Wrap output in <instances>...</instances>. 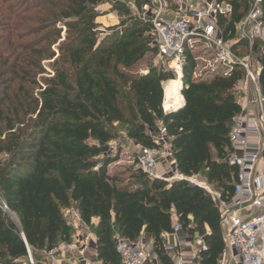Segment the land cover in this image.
I'll return each mask as SVG.
<instances>
[{
    "label": "trees",
    "instance_id": "obj_1",
    "mask_svg": "<svg viewBox=\"0 0 264 264\" xmlns=\"http://www.w3.org/2000/svg\"><path fill=\"white\" fill-rule=\"evenodd\" d=\"M133 1L137 9L150 2ZM214 1L231 6L217 26L238 53L248 46L235 27L249 0ZM102 2L0 0L6 32L0 38V196L9 210L0 209V264H30V255L34 264H46L44 252L72 241L74 228L64 216L71 208L92 231L102 264H123L115 237L151 241L161 264H173L164 235L174 217L203 238L199 264H219L224 239L216 200L185 179H149L139 168L124 179L109 169L118 160L109 144L123 132L158 149L164 129L176 172L198 175L222 198L230 196L238 170L226 161L233 151L228 134L241 112L235 86L244 72L235 67L194 76L198 57L187 50L184 104L165 111L164 88L175 73L166 64L137 70L147 54L157 53L150 24L129 17L98 39L95 8ZM262 7L264 19V0ZM63 28L55 57L52 46ZM255 52L264 100V42H254ZM53 58L48 71L42 61Z\"/></svg>",
    "mask_w": 264,
    "mask_h": 264
},
{
    "label": "built area",
    "instance_id": "obj_2",
    "mask_svg": "<svg viewBox=\"0 0 264 264\" xmlns=\"http://www.w3.org/2000/svg\"><path fill=\"white\" fill-rule=\"evenodd\" d=\"M142 11L140 19L150 24V44L157 47L156 56L165 59L164 64L175 73L176 79L181 77L186 51H192L195 42H202L212 52L214 64L211 73L216 70L228 73L235 67L244 72L235 86V91L240 94L241 112L232 118L228 134L233 151L226 161L238 170L232 194L222 198L198 175L184 177L177 174L174 179L184 178L216 200L224 230V247L219 264H264V100L258 82L259 58L256 63L252 61L254 42H264L262 0H249L247 14L235 27L237 37L248 43L249 54L244 57L231 49V44L222 38L217 26L219 15L228 16L231 13L228 3L214 0H150ZM164 110L167 111L165 107ZM156 143L160 145L158 149L135 144L136 164L149 179L167 181L159 170L161 159L170 156L164 129L156 137ZM0 209L9 213L1 196ZM76 218L80 221L78 215ZM167 236L175 239L173 244H164V250L172 255L175 264H184L182 251L185 249L191 252L192 264H199V255L207 247L198 233L184 231L174 217L171 232L164 235ZM73 239L78 241L79 237ZM66 248L69 249L70 244ZM115 248L123 264H158L151 241L139 238L131 242L115 237ZM57 254L58 248L44 252L46 264H55ZM29 261L34 264L31 255Z\"/></svg>",
    "mask_w": 264,
    "mask_h": 264
},
{
    "label": "rangeland",
    "instance_id": "obj_3",
    "mask_svg": "<svg viewBox=\"0 0 264 264\" xmlns=\"http://www.w3.org/2000/svg\"><path fill=\"white\" fill-rule=\"evenodd\" d=\"M115 6V9L113 8ZM117 7V8H116ZM124 10H127L129 13L127 15L121 14L120 12H124ZM95 11L97 12L98 16L95 19V23L97 24V31H98V39L103 38L107 33H110L112 29L118 28L121 21L128 19L129 17L134 18H142V9H137L134 5L133 0H103L102 3H100L96 8ZM4 12H0V20L3 17ZM62 26V25H61ZM57 27H60V24H57ZM64 36V28L61 32V38H57L55 43L52 46V49L55 52V57L59 56V51L57 50V46L59 45V42L63 40ZM6 37V32L4 29L0 30V38ZM192 52L198 57L197 62L198 65L195 69V75H202L210 73V70L214 64L212 61V52L202 43V42H195L194 46L192 47ZM239 54L241 56H246L249 54V47H238ZM259 53L255 52L254 55H252V61L253 63L257 61ZM54 57V58H55ZM53 59L50 60H44L42 61V65L48 70L51 71L49 68V64L53 62ZM165 59L160 58L159 56L150 54H147L146 57L141 60L137 64V70L144 71L149 64L153 65H159L164 64ZM47 76L48 74H44ZM208 75V74H207ZM40 75H38V78ZM206 77V76H205ZM168 83V82H167ZM166 83V84H167ZM237 97H240V94H238V91H236ZM165 96V91H164ZM166 109V107H165ZM110 150L109 153L111 155H118V160L111 164L109 166L110 170H114L117 173L121 175L124 179L129 180L130 174L134 172L136 169H138V166L136 164L135 159V143L128 139L123 132L119 133V137L116 140H113L109 144ZM165 172H162L164 177L167 179V181H171L175 178V175H177L176 170L174 167L170 164H168L164 168ZM71 212L67 215V212H64V216H67V222H70L71 224H74L73 218H71ZM70 215V217H69ZM69 217V218H68ZM74 217L76 218L75 214ZM77 221V220H76Z\"/></svg>",
    "mask_w": 264,
    "mask_h": 264
},
{
    "label": "crops",
    "instance_id": "obj_4",
    "mask_svg": "<svg viewBox=\"0 0 264 264\" xmlns=\"http://www.w3.org/2000/svg\"><path fill=\"white\" fill-rule=\"evenodd\" d=\"M191 1H194V0H191ZM194 76H197V75L194 74ZM181 86L182 84L180 82V89H181ZM181 98L182 99L180 100V104H184V99L182 95H181ZM163 107H164V102H163ZM168 164L172 165L174 169L176 170L174 160L170 155L166 159L164 158L161 159L160 164H159L160 165L159 170L161 173L165 172L164 168ZM70 211H72L71 218H73L74 224H71L70 222L68 223L72 225L74 228L73 237L78 236L79 240L74 241L72 237V241L70 243L69 249L66 248L67 244L60 245L58 248L57 261L55 264H102L96 257L95 238H94L92 231L87 226L83 225L81 221H78L77 218L74 217V214L75 216L78 215L75 208L66 210L67 215L70 213ZM65 218L67 219V216ZM223 233H224V230L222 229V234ZM164 239H165V243H170V244L175 243V239L172 236L164 237ZM79 250H82V253H79ZM190 253L191 252L188 251V249H185L184 251H182V261L184 264H192V256ZM170 256L172 258V255ZM157 263L161 264L159 259ZM173 264H175L174 260H173ZM231 264H234V263H231Z\"/></svg>",
    "mask_w": 264,
    "mask_h": 264
},
{
    "label": "bare ground",
    "instance_id": "obj_5",
    "mask_svg": "<svg viewBox=\"0 0 264 264\" xmlns=\"http://www.w3.org/2000/svg\"><path fill=\"white\" fill-rule=\"evenodd\" d=\"M173 65V64H172ZM180 89V80L174 79L166 84L165 91V102L164 107L166 110L176 109L180 104L181 94L179 92Z\"/></svg>",
    "mask_w": 264,
    "mask_h": 264
},
{
    "label": "water",
    "instance_id": "obj_6",
    "mask_svg": "<svg viewBox=\"0 0 264 264\" xmlns=\"http://www.w3.org/2000/svg\"><path fill=\"white\" fill-rule=\"evenodd\" d=\"M179 80H180V82H181V79L179 78ZM179 92H180V89H179ZM183 104H181V105H179L178 107H180V106H182ZM177 107V108H178ZM171 110H173V109H171ZM167 111H169V110H167ZM182 179H184V178H182Z\"/></svg>",
    "mask_w": 264,
    "mask_h": 264
}]
</instances>
